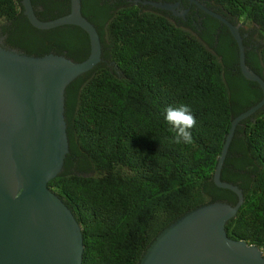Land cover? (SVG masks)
Returning <instances> with one entry per match:
<instances>
[{"label": "trees", "instance_id": "obj_1", "mask_svg": "<svg viewBox=\"0 0 264 264\" xmlns=\"http://www.w3.org/2000/svg\"><path fill=\"white\" fill-rule=\"evenodd\" d=\"M196 1L240 28L248 68L264 80V0ZM32 4L43 22L71 12V0ZM82 11L99 32L102 61L66 89L69 152L49 189L81 227L82 264H142L184 217L215 204H238L214 176L233 120L264 93L244 77L230 29L198 6L187 20L127 0H82ZM0 48L74 63L91 53L79 27H33L22 0H0ZM181 104L196 119L191 144L175 143L164 118L169 106ZM222 181L245 196L226 226L229 238L264 253V108L238 126Z\"/></svg>", "mask_w": 264, "mask_h": 264}, {"label": "water", "instance_id": "obj_2", "mask_svg": "<svg viewBox=\"0 0 264 264\" xmlns=\"http://www.w3.org/2000/svg\"><path fill=\"white\" fill-rule=\"evenodd\" d=\"M22 3L36 29L75 26L84 30L91 53L84 62L74 63L61 56L37 59L0 48V264H82L81 227L50 191L49 183L60 174L69 152L66 89L101 63L102 42L96 27L83 15L82 0H71L70 14L49 22L38 19L32 0ZM195 3L230 29L244 77L258 83L264 93V80L248 68L240 28ZM149 4L175 10L171 5ZM263 108L264 97L233 120L214 176L218 188L238 196V204H215L184 217L160 236L142 264H264L262 250L229 238L226 226L240 212L245 196L238 186L222 181L238 126Z\"/></svg>", "mask_w": 264, "mask_h": 264}, {"label": "clouds", "instance_id": "obj_3", "mask_svg": "<svg viewBox=\"0 0 264 264\" xmlns=\"http://www.w3.org/2000/svg\"><path fill=\"white\" fill-rule=\"evenodd\" d=\"M164 118L170 125V131L174 134L175 143L191 144L193 142L190 130L195 126L196 119L192 109L188 105L169 106L166 109Z\"/></svg>", "mask_w": 264, "mask_h": 264}, {"label": "flooded vegetation", "instance_id": "obj_4", "mask_svg": "<svg viewBox=\"0 0 264 264\" xmlns=\"http://www.w3.org/2000/svg\"><path fill=\"white\" fill-rule=\"evenodd\" d=\"M160 2H156L154 0H127L129 4H142L144 6H151L149 3H155V4H164V5H171L175 7V10L172 13L177 18L187 20L189 14L191 13L194 6H198L195 2H198L196 0H172V2H167V0H159ZM153 7V6H152ZM199 7V6H198ZM198 15V14H197ZM193 17H197L195 14H193ZM200 20V18H199Z\"/></svg>", "mask_w": 264, "mask_h": 264}, {"label": "rangeland", "instance_id": "obj_5", "mask_svg": "<svg viewBox=\"0 0 264 264\" xmlns=\"http://www.w3.org/2000/svg\"><path fill=\"white\" fill-rule=\"evenodd\" d=\"M176 17H178V16H176ZM172 22L173 23H177V22H175V21H173L172 20ZM242 26V28H244L245 30H250L248 27H244L243 25H241ZM181 27L184 29V30H186V31H188V32H190V33H192V34H194V35H197V31H195L193 28H189V27H187V26H183V25H181Z\"/></svg>", "mask_w": 264, "mask_h": 264}]
</instances>
